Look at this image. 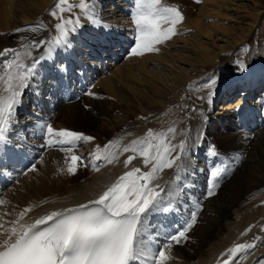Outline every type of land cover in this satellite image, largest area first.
<instances>
[{
  "label": "bare ground",
  "instance_id": "bare-ground-1",
  "mask_svg": "<svg viewBox=\"0 0 264 264\" xmlns=\"http://www.w3.org/2000/svg\"><path fill=\"white\" fill-rule=\"evenodd\" d=\"M105 1L106 0H96L94 2L96 4V12L98 11L97 9L101 7V3ZM118 1L121 2V0ZM125 3L128 2L125 1ZM47 4L46 0H0V33L4 31L8 33L12 30L8 33V36L5 35L6 37L0 38V51L4 49L20 50L18 52L19 55H25L28 48L22 46L24 45V39L27 42L32 41L29 42L28 46L34 41L41 39L38 34L41 28L38 27L36 31L23 34L22 31H13L11 27L13 25H21L32 18H36L38 13L33 12L39 11L42 13ZM214 5L217 9L219 8V10L221 9L218 5H221L224 12L220 14L219 12L211 10L213 8L210 6V3L207 2L205 3V7H201V12L199 11L200 14L196 16V18L192 19L188 17L187 14H184L186 19L183 23L186 28L184 32L185 30H189V32H187L190 33L188 37L196 33L200 36L191 41L184 40L182 46L183 56L181 58H176L174 56L169 57V59L167 58L169 61L168 65H172V70L169 72L170 79L163 76L162 73L164 71L157 70L159 66L158 63L162 61L156 57L148 61L147 56L132 58L129 63H125L120 67L118 66L109 74L99 78V81H101L99 82L101 83L100 86L106 90L105 94L111 91L116 95L114 100L115 106H112V108L114 107L117 112H120L115 116L118 119L122 117V121L114 122V120L110 119L113 114H110L112 109H109L108 105L104 107L102 105L100 106L99 101L97 102L96 100L90 101V104L92 106L94 105L93 114L87 113L82 109L79 111L81 107L78 103H76L78 105L77 107L75 106L69 110H57L51 120L53 123L52 126L55 129H67L95 137L94 143L91 141V156L92 153L95 152L97 145L103 149L105 145L111 142L110 140L118 141L120 148L112 149L117 153L118 159L112 164H107L106 161H94L93 159L90 164L92 165L94 162L98 164L99 171L94 170L91 166L88 172H86L84 168L83 170L78 168L76 174L71 175L66 171L67 164L65 162V158L71 154L59 149L50 150L46 140L43 145V154L34 166L36 173L35 171L29 170L26 175L22 174L6 188L3 196L0 197V200L4 201L2 206H0V223L4 225V228L11 227L10 222L16 219L18 213L25 207L32 206L33 208V211L27 214L25 218L26 221H28V219H36L51 211L60 210L83 201L87 202L92 200L93 197L99 196L121 175L131 170L132 167H139L142 171L149 170L150 165L147 168L144 166L143 157L132 152L122 153V148L132 141L145 139L150 129L154 134L165 133L167 139L170 140L173 145L178 146L181 141H186V148L182 157L184 167L179 170H177L175 166L172 169H164L159 173V180L154 183H159L164 187L167 193V199L172 200L173 204L176 203L181 205L183 211H187V208H189L188 205L183 202L184 184L198 194L197 196L191 197L192 202L200 204V201H206L205 198L199 196V190L202 189V187L198 186V188L195 186L194 180L190 177V175L193 174L196 178H201L202 180V174L204 172H198L196 169L199 168H196V166L192 165L190 160H187L188 157L191 156L189 152L191 150H193V152L196 151L195 145H199V135L203 134L204 128L207 135H212L211 128L215 127L217 121H221L225 127H235L237 125L235 123L237 122L236 115L233 111L222 112V114L217 117L207 112L215 95L218 92L220 94L223 92L220 88L224 87L227 82L225 84L219 83L221 86L207 84L206 82L210 80V77L208 75H203L201 79L203 83L198 84L196 81V74L203 72L204 68L207 66L216 63L217 60L220 59L221 53L226 52L228 49H232L234 37L230 35H234L236 31L242 33L244 30L243 25H237L236 31L231 29L234 28L233 25H231V28L228 27L225 29L221 27L220 24L223 21L218 23L220 24L218 26L213 23L209 25L202 24V22H200V17L204 18L206 11V15L211 16V19L213 18L212 20H214L213 22L217 23L222 19L228 20L224 17L226 11L236 10L234 7L231 9V5L227 6L223 1L216 2ZM245 6L247 5L243 4L239 6V9L242 10ZM113 9L115 8L113 7ZM258 15L259 13H257V18ZM80 16L81 24H83L84 27L79 28V32H85L93 37L97 36L98 32L100 38L116 33L119 37L126 39V41L133 39L129 32L132 26H123L125 19H119L120 21L117 20L116 22L109 23L101 20V17L98 15L97 20L101 26H97L84 18L82 13ZM103 25L107 27L105 28ZM78 30L76 31L77 33ZM182 30L180 31L182 32ZM207 33L209 36H206ZM56 34L55 31L54 35ZM247 36L248 34L243 38L246 39ZM21 37H23V40L19 41ZM202 40L217 42L210 47L211 52L207 51V53L203 55L201 53L197 54L202 56L198 64L203 66L196 67L192 61L188 62L184 58V49L189 51L194 47H204L205 44ZM220 42H222L223 45L220 46ZM22 47L24 49H21ZM217 47L221 53L216 51ZM68 48L72 50L71 43ZM61 49L65 52L63 48ZM98 49L100 60L105 59L104 55L110 54L104 45L99 46ZM187 54L191 56V54L194 53L188 52ZM33 55L34 54L25 56L24 62L30 64ZM8 56L10 58L14 57L12 53H9ZM2 58L4 57H0V99L6 98L9 94L5 91L8 84L12 83L15 85L16 83L15 80L9 81V74L12 73V76H15L17 73L11 72L6 68V64L12 63L13 61L2 62ZM147 62L155 63L156 68L149 67V64L147 66ZM179 63L188 68L176 71V65ZM155 65L153 64V66ZM97 70L95 65H91V69L87 71L93 72ZM252 70L254 71H249L246 75V77H253V79L246 82L249 84L247 88H251L256 83V80L262 79L264 62L257 64ZM218 71L220 73L224 72L223 69H218ZM82 81L85 80L82 79ZM153 82L155 85H153ZM155 86L157 89L154 88ZM187 87L194 88L195 92L190 93ZM154 97H156V99H154ZM172 100H178L177 108H175V104L171 102ZM180 100L182 102H179ZM260 101V104L254 106L256 118L261 115V113L264 114V97ZM236 105L238 114L249 109L246 108V103L241 104L240 101H238ZM204 107L205 111L203 112ZM123 108L129 111L126 115L123 113ZM134 108H138L139 112ZM193 109H195V111H193ZM198 113L201 114L199 116V126L196 125L195 118ZM78 114L86 125L90 119H92L94 123H97L96 119L99 117L106 123L101 122V125L97 123L100 128L95 132H91L89 128L79 126L82 124H79L76 128L74 126ZM88 114H91L89 119L87 118ZM169 128H173L175 130L174 133H168L167 130ZM217 137V140H219L217 142L221 146L229 147V144L232 143L230 137L224 133H219ZM152 143L156 144L158 140H152ZM201 147H203V145ZM75 151L76 150H74V153ZM129 155H136V159L133 160L131 165L125 168L123 162ZM173 155H175V153ZM214 167L215 166H212L210 169ZM28 185L29 188H27ZM263 185L264 184L261 186ZM259 186L256 188L257 190L255 189L256 191H253V195L249 197L251 198L250 203H242L239 206L235 205L231 210L226 209L227 213L223 215L222 218L211 210V206L202 207L201 221L199 219L197 223L201 224H196L194 226L190 231V239L184 242V245H182L183 243L181 245H172V260L171 263L167 261L166 264H212L223 250L232 247L243 238L246 240L253 229L260 231L262 236L257 241L256 247L250 250V253H246L237 258L236 264H257L258 260L264 258V221L257 222L264 218V213L261 212L264 211V192H260ZM211 199L212 201L208 200L207 202H210V205L216 204L215 200L217 198L212 196ZM6 213H11V215H6ZM232 214L235 215L234 218L231 217ZM151 216L152 215L149 217L150 225L153 223V221L151 222L150 220ZM249 227H251V231H247ZM0 231H2V229H0Z\"/></svg>",
  "mask_w": 264,
  "mask_h": 264
},
{
  "label": "snow or ice",
  "instance_id": "snow-or-ice-1",
  "mask_svg": "<svg viewBox=\"0 0 264 264\" xmlns=\"http://www.w3.org/2000/svg\"><path fill=\"white\" fill-rule=\"evenodd\" d=\"M54 8L56 11H51V15L60 20L55 24L57 34L51 41L40 40L32 44L33 48L47 46L44 56L36 57L30 64L25 65L16 62L19 53L15 50L0 51V57H7L9 53L14 56L13 62L6 64L7 69L13 67L19 69L15 76L9 75V81L15 80L16 83L15 85L9 83L5 89L9 94L6 98L0 99V151L11 142V134L18 123L16 110L22 102L24 90L30 87L31 81L37 75L40 61L51 59L57 49L70 47L68 39L70 33L84 27L80 15H76L74 19L71 16L65 19L62 14L66 11L73 13V9L79 8L84 18L94 25L101 26L97 20L94 2L80 0L74 5L68 0H57ZM183 19L178 8L163 5L161 0H136L133 22L137 36L131 55L142 56L145 53L158 52L157 45L164 44L175 36L176 25ZM162 23L168 27L162 28ZM69 25L71 27H68ZM38 27L43 26H29L27 29L16 31H36ZM237 63L239 71L248 70L243 62ZM64 69L65 66L60 65V70ZM215 83V80L211 81V85ZM85 94L95 95L91 91ZM44 129L49 147L54 144L69 145L62 148V151L71 154L65 158L68 174L75 175L79 166H89L83 164L84 157L75 154L72 146L82 141L91 142L95 137L67 129L57 130L51 123L44 125ZM174 131L173 128L167 130L168 133ZM152 140H158V143L153 144ZM114 148H120L118 141L109 142L103 149L97 145L95 152L92 153L94 161L112 164L118 159L117 153L112 150ZM185 148L186 141H181L178 146L173 145L165 133L154 134L150 129L145 139L132 141L122 148V153L132 152L143 157L144 166L147 168L150 165L149 170L142 171L139 167H132L96 199L74 207L51 211L31 223L25 218L33 208L25 207L18 213L16 219L10 222L11 227L4 228L0 223L2 229L0 264H135L137 261H143L144 264H166L171 258L172 245L181 244L189 239L188 233L196 225L198 212L202 210V206L197 203L184 226L175 234L166 237L165 244H159V240L153 238L158 237L159 233L149 231L150 215L178 211L172 200L167 199L165 188L154 182L159 180V173L164 169H172L175 166L179 170L184 167L182 157ZM210 155H217L214 146ZM134 159L136 155H129L123 162L125 168L131 165ZM91 166L99 171V165L95 162ZM31 170L35 171V168ZM229 170L228 167L211 169L210 186L205 198L216 194L215 189L219 181ZM3 203L4 201L0 200V204ZM247 231H251V227ZM155 245H159L158 250H154ZM255 247V243H236L221 254V264H236L238 257L250 253ZM257 264H264V258L258 260Z\"/></svg>",
  "mask_w": 264,
  "mask_h": 264
},
{
  "label": "rangeland",
  "instance_id": "rangeland-1",
  "mask_svg": "<svg viewBox=\"0 0 264 264\" xmlns=\"http://www.w3.org/2000/svg\"><path fill=\"white\" fill-rule=\"evenodd\" d=\"M30 1V0H29ZM47 1V7L49 8V11H48V13L46 14V24H47V26H46V30H47V32H48V34L47 35H52V33H50V31H51V29H53L54 27H55V24L56 23H59L60 22V20H56L55 18H57V17H54V16H52L51 15V11H56V9L54 8V5L57 3V1L54 3V4H51V1L52 0H46ZM74 1L75 0H68V2L70 3V4H74L75 5V3H74ZM80 1V0H79ZM124 1H126V2H128V0H124ZM163 1H165V0H163ZM169 1H171V2H173L174 3V5L176 6V7H178V8H180V9H182V10H184V12H186V14L188 15V17H190V18H196V16H198L199 14H200V9H201V7L202 6H204L205 7V3H207V2H209L210 3V6L213 8V9H211V10H213V11H215V12H219L220 14H222V12H224V10H223V7L221 8V5H218V7H220V9L221 10H219V8L217 9V7H215V3L216 2H222L223 1V3L225 4L226 3V5L228 6V5H231L230 6V8L231 9H233L232 7H234L236 10H229V12H225L224 13V17L226 18V19H228V20H225V19H222V20H218L219 22H217V23H214L213 21L214 20H212L211 19V16H207L206 14H207V11H206V14H205V16H204V18L203 17H200V22H202V24H216L217 26L218 25H220L221 24V27H223V28H231V25H233L234 26V28H231V29H234L235 31H236V26L237 25H243L244 26V30L242 31V33L241 32H239V31H236L235 32V34L234 35H230L231 37H234L233 38V41H232V45H233V47L234 46H236V45H238V44H240L241 42H243V41H245L246 39H247V37H246V39L245 38H243L246 34H248L249 35V33H250V31H251V28H253L254 26H255V24L258 22V20H259V18L261 17V15L264 13V0H245V1H243V0H169ZM112 2V1H111ZM119 3H120V1H118ZM214 2V3H213ZM26 4V3H25ZM78 4V3H77ZM247 5V6H245V7H243V9L241 10V9H239V6H241V5ZM116 5H118V4H116ZM40 6V5H39ZM41 7V6H40ZM65 7H67V5H65ZM110 7L111 6H109V7H107L106 9H110ZM38 10V9H37ZM79 8H75V9H73V13H69V12H64L62 15L64 16V18L65 19H68L70 16H71V18H75V16L79 13ZM200 11V12H199ZM33 13H38V14H40L41 12H39V11H37V12H33ZM257 13H259V15H258V18H257ZM104 16H106L107 17V19H112L113 17H111L110 15V13H108L107 11H105L104 13ZM118 12H114V15L115 16H117L118 17ZM58 15H60L59 13H58ZM29 16V15H28ZM39 16V15H38ZM38 16L36 17V18H32V19H35L36 21L38 20L37 18H38ZM123 16V15H122ZM122 16H119V17H122ZM126 17V16H125ZM183 17H184V19H183V23H184V21L186 20L185 19V16H184V13H183ZM43 18V17H42ZM209 18V19H208ZM121 19H124V18H121ZM120 19V20H121ZM120 20H118V21H120ZM212 20V21H211ZM28 21H30V20H28ZM28 21H26V22H24L23 24H19L18 26H16V25H13L12 27H11V29H16V28H18V27H20V26H22V27H24V28H26L25 26H27V25H29L30 24V22H28ZM103 21H105V20H103ZM125 21H126V19H125ZM124 21V22H125ZM221 21H223V22H221ZM28 22V23H27ZM105 22H107V21H105ZM113 22V21H112ZM112 22H110V23H112ZM221 22V23H220ZM126 23V22H125ZM218 23H220V24H218ZM163 25H165V26H167L168 27V25L167 24H163L162 23V26ZM125 26H127V25H125ZM258 27H257V29H258V37H259V39H262V38H264V14H263V16L260 18V22H259V24L257 25ZM41 28V27H40ZM163 28H165V27H163ZM176 29H177V31H179V32H181L180 30H182V32H184V29H186V28H184V25H183V27H178L177 25H176ZM12 30H10L9 32H11ZM7 31H4V32H1L0 33V38H3L5 35H4V33L8 36L9 34V32L8 33H6ZM23 32V31H22ZM129 32H130V29H129ZM187 32H189V30H185V33H187ZM55 33V32H54ZM88 35V34H87ZM185 34L183 33V36H184ZM127 36V35H126ZM125 36V37H126ZM200 35L198 34V33H196L195 35L194 34H191L189 37L188 36H186V37H183V38H176V39H174L172 42H170L169 44H168V46L167 47H165L166 49H163V51H161V52H151V53H153V54H156V55H151V56H148V55H144V56H147V58H148V61L150 60V59H152V58H154V57H156V58H158V59H160V61H162V62H160V63H158V67H157V70H162V71H164L162 74H163V76L165 77V78H167V79H170V73L169 72H171V66L172 65H168L169 64V61L167 60V58L169 59V57H171V56H174V57H176V58H181L182 56H183V51H182V46H183V43H184V40H187V41H191V40H193V39H195L196 37H199ZM206 36H209V34L207 33L206 34ZM6 37V36H5ZM23 37H21L20 39H19V41H22L23 39H22ZM103 38V37H102ZM127 39H129L128 37H126ZM31 40V39H30ZM128 41V40H127ZM203 42H204V44H205V46L204 47H194V48H192V50H189V51H187L186 49H184V58L188 61V62H190V61H192L193 63H194V65H196V67H200V66H203V65H199L198 64V61H199V59L202 57V56H199V55H197L198 53H201L202 55L203 54H206L207 53V51L208 52H211V49H210V47L211 46H213V45H215L216 44V42L217 41H215V42H211L210 40H202ZM27 41H25V39H24V42H23V44H25ZM29 42H32V41H29ZM219 44V43H218ZM220 46L221 45H223V43L222 42H220V44H219ZM228 50H230V49H228ZM262 50L264 51V48H262ZM20 50H18V51H16V52H19ZM216 51L217 52H219V49H218V47L216 48ZM188 52H192V53H194V54H191V56H188ZM150 53V54H151ZM219 53H221V52H219ZM149 54V55H150ZM223 55V53L221 54V56H220V59L223 57L224 58V56H222ZM124 59H125V57H122L121 59H120V61L118 62V64L116 65V66H113L112 68H111V70L113 71V70H115V68H117L118 66L120 67V66H122L123 64H127V63H129V61H131V59H129L128 61H126V62H124ZM120 63V64H119ZM148 64H149V67H153V68H156V65H155V63H149V62H147V66H148ZM152 64V65H151ZM153 64L155 65V66H153ZM180 64V63H179ZM179 64H177L176 65V71H180V70H183V68H188L187 66H185V65H179ZM213 64H211V65H209V66H212ZM209 66H207V69L205 70V72H209L210 71V69L208 68ZM180 67V68H179ZM144 68V67H143ZM170 70V71H169ZM219 72V71H218ZM200 73V72H199ZM198 73V74H199ZM213 75H215V73L214 74H211V75H208L209 77H210V79H212L213 78ZM225 79L223 78V77H219V79L216 81V83H215V85L214 86H219L220 84H225L227 81H224ZM231 81V80H230ZM99 82H101V81H97V86H96V93L97 94H100L99 96H98V98L99 99H97V97H96V94L94 95V97L92 98V100H96L97 102L99 101V103H100V106L102 105L103 107L104 106H107L108 105V107H109V109H112L111 110V112H110V114L111 113H113L112 114V118L110 117V119H112V120H114V122H119V121H122V117H120L119 119L115 116L117 113H120V112H117V110H115L114 109V107L112 108V106H115V102H114V100H115V97H116V95L114 94V92H107L108 94H105L106 93V90H105V88H103L102 86H100L101 85V83H99ZM222 82V83H221ZM220 83V84H219ZM229 82H227V84H228ZM153 85H155V83L153 82ZM246 85H247V87L249 86V84L248 83H246ZM159 86V85H158ZM221 86V85H220ZM155 89H157V87L155 86L154 87ZM223 88V87H222ZM221 89V88H220ZM102 90V91H101ZM103 90H104V92H103ZM100 91V92H99ZM222 91H224V90H222ZM264 97V96H263ZM154 99H156V97H154ZM87 100V99H86ZM260 100H262V98L261 99H259V101L257 102V103H255L254 104V106H257L258 104H260L261 103V101ZM89 101H91V100H89ZM87 102H88V100H87ZM87 102L85 103L84 102V104H81L80 106L82 107V108H80L79 109V111L82 109V110H84L85 112H87V113H91V114H93L92 112H93V110H94V105L92 106L91 104H87ZM219 102L217 101L216 102V104L215 105H213L212 107H211V111H213V112H216V105L218 104ZM80 103H78V105H79ZM77 104H74V105H71V106H65V107H62V108H58L57 110H69L70 108H74L75 106L77 107L78 106ZM89 105H91V107H90V109H87L88 107H89ZM208 105H209V102H208ZM247 105V109L249 108V104H246ZM87 106V107H86ZM69 107V108H68ZM209 107H210V105H209ZM68 108V109H67ZM84 108V109H83ZM221 108H223V107H221ZM137 112H139V109L138 108H134ZM255 110V109H254ZM115 111V112H114ZM127 112H129L126 108H125V110H124V108H123V113H124V115H126L127 114ZM91 114H88L87 115V118L89 119L90 117H91ZM79 115V114H78ZM77 115V117H76V122H75V126L74 127H76V126H78L79 124H82V125H79V126H82L83 128H89V130L91 131V132H95V131H98L99 130V128H100V126H99V124L101 123V122H105L104 120H102L100 117L99 118H97L96 119V121H97V123H99V124H97V123H94L93 122V120L92 119H90L89 120V122L87 123V125L85 124V123H83V121H82V119H81V117H80V115L78 116ZM213 115V114H212ZM217 116H219V115H217ZM216 116V117H217ZM79 119H80V121H79ZM235 120V119H234ZM106 123V122H105ZM101 125V124H100ZM235 125V124H234ZM61 127H63V126H61ZM77 128V127H76ZM226 128H231V127H228V126H226ZM256 131H260L259 133V135H258V137L257 138H255V140H252V142H251V144H249V145H247L248 146V149L250 150V152L248 153V155H247V157H246V159H245V161L243 162V165L239 168V170H235L234 172H232L230 175H229V177L224 181V183H223V188L220 190V193H219V195L218 196H214V197H216L217 199L215 200V203L216 204H214V205H210V202H206V204H205V206L204 207H210L211 206V210L212 211H214L217 215H219V217L220 218H222V216L223 215H225L226 213H227V210L226 209H232V207L233 206H235V205H240V204H242V203H250L251 202V198H249V197H251L252 195H253V191L261 184H264V130H261V128L260 127H257L256 129H255ZM82 132H84V131H82ZM228 137H230L229 135L230 134H226ZM233 137V136H232ZM232 137H230V139L232 140ZM218 138V137H217ZM217 138H216V141H219V140H217ZM113 140H114V138H113ZM110 141H112V140H110ZM235 142V140H232V143H234ZM231 143V144H232ZM221 146V145H220ZM231 146V145H230ZM229 146V147H230ZM240 146H241V144L239 143V144H236V145H234V149H239L240 148ZM221 147H224V146H221ZM225 149H226V147H224ZM233 148V147H232ZM92 162V161H91ZM90 162V163H91ZM89 163V169L88 170H90L91 169V164ZM212 166H215V165H212ZM211 165H210V168L212 167ZM196 168H197V166H196ZM37 169V168H36ZM64 170H65V167H64ZM85 170V169H84ZM88 170H86V172H88ZM198 172H202L203 170H201V169H196ZM60 172H64V171H60ZM35 173H36V171H35ZM233 175V176H232ZM231 176H232V178H231ZM260 185V186H261ZM26 186V185H25ZM259 186V187H260ZM27 188H29V185L27 186ZM252 192V193H251ZM251 193V194H250ZM1 197V196H0ZM209 201H212V199L211 200H209ZM201 202V201H200ZM0 206H2V204H0ZM235 209H236V207H235ZM233 211H234V209H233ZM231 217L232 218H234L235 217V215H231ZM200 221H201V219H200ZM201 224V223H200ZM200 224H197V225H200ZM191 236V235H190ZM182 245H184V243L182 244ZM171 256H172V253H171ZM171 258L168 260L170 263H171Z\"/></svg>",
  "mask_w": 264,
  "mask_h": 264
}]
</instances>
